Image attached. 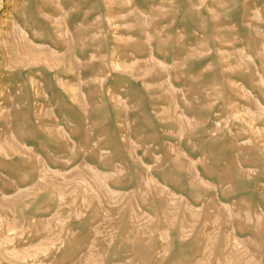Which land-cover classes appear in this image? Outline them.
I'll return each mask as SVG.
<instances>
[{"label": "rangeland", "instance_id": "rangeland-1", "mask_svg": "<svg viewBox=\"0 0 264 264\" xmlns=\"http://www.w3.org/2000/svg\"><path fill=\"white\" fill-rule=\"evenodd\" d=\"M0 264H264V0H0Z\"/></svg>", "mask_w": 264, "mask_h": 264}]
</instances>
